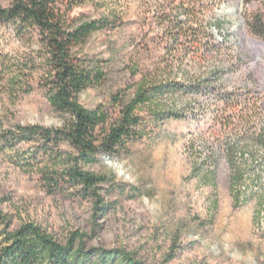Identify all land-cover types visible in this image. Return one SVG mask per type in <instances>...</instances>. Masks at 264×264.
Here are the masks:
<instances>
[{
  "label": "rangeland",
  "instance_id": "1",
  "mask_svg": "<svg viewBox=\"0 0 264 264\" xmlns=\"http://www.w3.org/2000/svg\"><path fill=\"white\" fill-rule=\"evenodd\" d=\"M187 9L197 21L186 18ZM257 9L264 14V0H93L76 8L72 16H107L113 23L91 36L83 51L102 60L107 73L103 86L79 96L86 108L130 96L143 76L177 83L179 91L137 112L142 135L127 153L87 168L114 176L104 186L109 205L103 212L72 189L47 187L41 174L46 158L37 145L0 142V210L10 230L34 223L59 241L79 230L88 235L87 247L124 248L148 264H264V147L256 141L264 128V40L247 28ZM161 13L189 21L204 43L221 44L217 54L173 61L157 20ZM214 18L221 30H208ZM246 90L260 99L262 116L250 126L222 128V114L231 110L217 97ZM60 123L36 80L20 97L0 86V139L16 124ZM233 145L230 158L243 171L236 189Z\"/></svg>",
  "mask_w": 264,
  "mask_h": 264
},
{
  "label": "trees",
  "instance_id": "2",
  "mask_svg": "<svg viewBox=\"0 0 264 264\" xmlns=\"http://www.w3.org/2000/svg\"><path fill=\"white\" fill-rule=\"evenodd\" d=\"M89 1L93 2L0 0V86L6 88L9 96L20 97L33 91L36 80L50 107L61 118L60 125L53 128L13 125L0 142L11 147L20 143L37 145L46 158L41 174L47 187L51 191L72 189L81 199L90 200L95 211L103 212L109 205L104 200V186L112 185L114 176L87 168L95 166L102 157L127 153L129 143L142 135L137 112L150 109L159 96L179 91L180 86L156 84L143 76L130 96H112L108 105L86 108L79 96L103 86L107 73L102 60L83 51L91 36L113 27L107 16H72L76 8ZM185 15L190 21H197L193 9L185 10ZM157 20L163 37L171 42L166 54L173 61L205 59V55L217 54V46H221L210 44L209 40L204 43L200 30L189 25V21L180 22L165 13ZM211 26L221 30L223 24L214 18L208 30ZM247 28L253 37L264 40V14L260 9L249 15ZM217 98L225 103V110H231L226 116L222 114L224 129L250 126L253 117L262 116L260 99L251 90L224 92ZM150 115L155 116L152 111ZM235 119L239 124L233 122ZM256 141L264 147V128ZM234 149L233 145L229 150L235 173L232 189L240 183L243 172L239 166L234 167L230 158ZM87 238L86 233L75 230L59 241L34 223L10 230V220L0 210V264H148L124 248L87 247Z\"/></svg>",
  "mask_w": 264,
  "mask_h": 264
}]
</instances>
